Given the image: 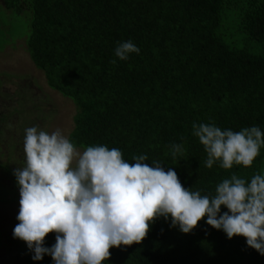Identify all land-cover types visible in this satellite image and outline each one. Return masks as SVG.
Listing matches in <instances>:
<instances>
[{"label": "trees", "instance_id": "trees-1", "mask_svg": "<svg viewBox=\"0 0 264 264\" xmlns=\"http://www.w3.org/2000/svg\"><path fill=\"white\" fill-rule=\"evenodd\" d=\"M2 2L15 14L32 12L26 49L47 85L74 103L67 138L76 148H117L129 163L147 155L150 166L158 160L165 171L173 168L185 188L202 195H213L233 173L248 182L264 173V147L251 167L223 169L217 161L208 168L204 146L192 134L193 123L264 131V0ZM127 40L140 52L120 60L115 48ZM16 95L18 106L0 110V143L13 141L14 149L23 145L25 129L44 118L33 95ZM8 97L0 88V102ZM173 143H183L182 156L172 157ZM8 162L0 161V178L19 187ZM170 223L158 218L142 242L110 248L102 264H264L245 237L229 239L206 217L187 234ZM55 243L49 233L45 246ZM33 255L25 251L20 264H54L50 255Z\"/></svg>", "mask_w": 264, "mask_h": 264}, {"label": "clouds", "instance_id": "clouds-1", "mask_svg": "<svg viewBox=\"0 0 264 264\" xmlns=\"http://www.w3.org/2000/svg\"><path fill=\"white\" fill-rule=\"evenodd\" d=\"M139 52L131 40L115 48L120 60ZM192 128L204 146L208 168L217 161L223 169L251 167L264 147L258 126L233 131L193 123ZM184 151L183 143L170 145L173 158ZM24 152V166L13 173L20 192L13 236L26 242L33 260L47 254L54 264H102L110 258V248L142 242L150 224L161 217L186 234L206 217L229 239L243 236L264 255V173L250 182L233 173L216 185L213 195H202L185 188L176 171H165L158 160L150 166L147 155H134L135 163H129L121 150L106 145L88 146L81 153L60 129L49 134L38 126L26 128ZM222 206L228 211L221 212ZM49 233L56 234V243L46 247Z\"/></svg>", "mask_w": 264, "mask_h": 264}, {"label": "rangeland", "instance_id": "rangeland-1", "mask_svg": "<svg viewBox=\"0 0 264 264\" xmlns=\"http://www.w3.org/2000/svg\"><path fill=\"white\" fill-rule=\"evenodd\" d=\"M31 18V11L15 14L0 0V88L10 95L5 102H0V110L6 112L18 106L16 92L28 93L43 108L44 118L37 119L36 126L49 134L60 129L68 137L73 128L76 107L72 100L47 85L44 72L32 61L26 49ZM12 142H9V146L0 143L3 152L0 161H9L16 169L25 163L24 143L21 148L15 146L14 149ZM77 150L82 153L85 149ZM19 201V187H14L9 177L0 178V264H20L23 253L29 249L25 241L13 236V229L19 223L16 218L20 209Z\"/></svg>", "mask_w": 264, "mask_h": 264}]
</instances>
